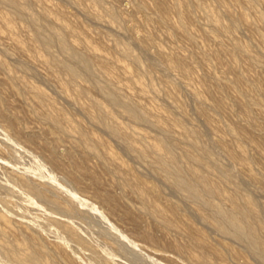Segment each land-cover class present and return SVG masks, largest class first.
Wrapping results in <instances>:
<instances>
[{
  "label": "rangeland",
  "instance_id": "1",
  "mask_svg": "<svg viewBox=\"0 0 264 264\" xmlns=\"http://www.w3.org/2000/svg\"><path fill=\"white\" fill-rule=\"evenodd\" d=\"M162 1L99 0L98 5H93L89 0H19L16 3L0 0V178L5 184L4 187L0 186V200H13L18 196L29 212L24 217L12 216L0 203V228L14 234L15 240L21 232L34 239L55 257L56 264H75L68 258L65 249L80 259L76 264L95 262L87 258L80 245L57 233L51 222L41 220L39 214L82 229L88 240L102 246L106 259L104 264H195L192 258L197 253V249L189 244L187 254L177 255L170 248L171 245H185L188 242L187 225L192 221L171 210L172 204L183 202L182 196L156 175L145 172L144 163H136L131 157L132 153H125L118 138L105 133L99 125L88 120L86 110L79 111L69 102L57 82L46 80L48 77L54 79L53 75L64 76L47 63L48 57L41 40L50 29H63L60 23L67 28L69 42L77 46L88 43L96 53V60L103 63L104 75L97 74L96 78L95 75L92 82L99 81L107 89L115 86L114 89L122 91L120 97L123 100H126L124 94L128 95L133 102L150 111L153 119L165 124L170 122L167 108L171 104L185 110L191 122L203 123L201 125L205 127L207 137L216 145L225 144L233 153L235 159L232 165L238 180L246 184L249 192H255L259 209L261 207L264 212V118L260 114V110H264V0H253V7L248 6L245 0H166L172 7L170 9L160 7ZM183 3H187V11L180 9ZM203 7L210 9L211 14L227 26V33L211 25ZM94 9L113 15L120 28L105 18L92 17L90 12ZM227 9L236 17L235 21L228 17ZM243 11L251 25L237 20ZM164 15H167L170 23L160 20L159 17ZM258 15L262 16L261 20ZM70 30L75 34H71ZM115 39L131 46L143 61L146 70L156 79L159 98L154 97L151 91L146 94L139 91L138 76L131 62L113 48ZM144 42H148L146 47ZM234 42L247 52L248 57L243 55V51L234 50ZM57 55L61 60L76 65L65 54L57 51ZM162 57L166 60L170 58L169 62L173 65L181 59V67L169 69ZM107 77L111 84L105 81ZM234 78L236 81L233 82ZM78 85L81 88L82 84L77 82ZM37 89L44 96H38L34 92ZM88 89V95L111 112L114 122L132 133L131 139L135 145L153 142L159 134L156 129L136 123L119 109L110 107L106 98L95 88L89 86ZM79 98L81 104L87 107L88 99ZM246 103L251 106L254 119H246L242 110ZM56 110L69 118L68 121L60 120L58 129L46 119ZM202 112L206 116H202ZM76 125L100 140L99 153L115 162L102 160L98 154L90 152L70 132L71 127ZM174 133L178 136L179 129L174 127ZM139 134H143L145 139L138 138ZM173 150L185 161L189 149L184 144L178 143ZM69 153H72L77 165L71 162L67 155ZM153 157L149 153L146 160ZM241 157L245 160H241ZM51 159H56L57 165L52 164ZM62 169L76 176L75 184L59 176ZM203 169L226 193H232L235 189L231 183L220 181L212 168ZM14 177L34 187L46 185L52 188L54 191L51 189L48 193L71 210L72 215L57 214L45 207L16 185L13 179L17 178ZM128 182L137 183L136 189L145 191L149 203L163 210L173 225L166 226L159 217L148 215L141 198L136 191H132ZM191 207L195 209L193 220L197 222L201 212L196 206ZM206 226L200 218L196 227L201 228L204 239H208L207 250L211 252L212 248L217 252L216 256L214 251L211 252L214 253L210 259L213 264H257L247 255L233 257L234 253L230 251L232 242ZM142 232L149 233L153 239L143 240ZM0 242H4V239L0 238ZM121 246H124L123 249ZM135 253L136 257L133 256ZM222 255L224 259L219 258ZM0 264H16L1 247Z\"/></svg>",
  "mask_w": 264,
  "mask_h": 264
},
{
  "label": "bare ground",
  "instance_id": "2",
  "mask_svg": "<svg viewBox=\"0 0 264 264\" xmlns=\"http://www.w3.org/2000/svg\"><path fill=\"white\" fill-rule=\"evenodd\" d=\"M4 1L16 3L19 0H4ZM89 1L91 3H93V5L99 4V0H89ZM245 3L250 7H253L255 4V3H253V0H245ZM17 4H19V3H17ZM188 4H189V2H188ZM159 5H160V7L164 8V9L172 8L166 0L162 1ZM187 8H188L187 3L186 4L183 3L180 6V9H182L184 11H187ZM203 11H204L205 16L207 18H209L211 25H213L216 29L221 30L224 33L228 32L227 26L224 25L223 23H221V21H219L218 18H216V16L214 17L211 14L210 9L208 10V9L203 7ZM226 12L228 14V17L232 21H235L236 17H234L228 9L226 10ZM193 13H194V11H193ZM90 14L92 17H94L96 19L105 18V19H107V21L109 23L115 25L117 28H120L115 17L111 14H102L100 11L98 12L96 9L91 11ZM159 18L163 22H169V18L167 17V15L161 16ZM258 19L261 20L262 16L258 15ZM237 20H239L240 22H242L246 25H251L247 15L244 11L240 13L239 19H237ZM60 24H61L63 29L56 30V29L52 28L49 30L48 33H46L45 35L42 36L41 40H42V43L44 46L43 50H45L44 52L46 53V55L48 57L47 63L51 66L56 67L57 70L60 71V73H62L64 76L62 75L63 78H61L57 75H53L54 79L48 77L46 80L51 81V82H57L60 91L66 96V99L69 102L74 104V106H77L78 110L79 109L80 110H83V109L86 110V116H87L88 120L99 125L98 127H100L102 129V131H105V133H109L112 136L118 138L119 139L118 143L121 144L125 153L130 152L133 154V155L129 154L128 157H130V155H131V157H134V159L136 160V163H138V162H139V164H140V162L144 163V164L143 163L142 164L144 165V169L146 170L145 172L156 175L160 180H162L165 184H167L174 192H176L177 194L182 196L183 202H180V201L175 202L174 204L171 205V210L173 212H176L178 215L185 216L186 218L191 220L192 223H188V225H187L188 230H189L187 235L183 234V235H186V237L188 239L187 244H185V245H181V244L171 245L170 248L173 250V253H175L177 255H179V254L182 255L184 253L187 254V249H188L187 247L189 244L192 247L194 246L197 249L196 255H194V257L192 258L195 261V264H213L210 259H211V254H214L215 251L213 250L214 253H211V252H213L212 248H211V252H209L210 251L209 249H208L209 251L207 250L206 245L208 246V242H206V240L208 241V239L205 240L204 235L202 234L203 233L202 229L201 228L199 229L196 227L197 222L201 218V220L209 226V227L208 226H206V227L215 230L216 232H218L220 234V237L222 235V238L226 237V239L227 238L229 239V240L228 239L227 240L230 243L232 242L231 244H233V246H232L230 251L232 253H234L233 257H236V258L241 257L242 258V257L247 255L250 258H252L254 261H256L257 264H264V220H263V216H262V213H264V212H262L263 210L261 211V207L259 209V205H258L259 202L257 201V197L254 195L255 192L252 193L253 192L252 190H251L252 192L251 191L249 192L248 191L249 188L248 189L246 188V184L244 185L242 183L243 181L240 182L238 180V177L236 175L237 172L234 171L235 168L232 165V162L235 159V156L233 155V153L229 152V150L225 144L221 143L219 145H216L215 143H213L207 137L205 127L203 125H201L203 123L198 124L194 121L191 122L187 118V113L185 112V110L182 111L180 109L181 107H178L174 104H171L168 106L167 113H168V116H170V122L168 124H165L162 121H160L159 119H153L152 117L154 115L151 114L150 111H146L145 109H143L141 107L140 104L133 102L128 95L124 94V97L126 100H123L122 97H120V95L122 94V91H120V89H114L115 86L112 87L113 89H107V87L105 88L103 85L99 84V81L98 82L94 81L95 83L92 82L91 79L95 75H97V74L100 76L104 75V72L102 71V67L104 66L103 63L96 60V58H97L96 53H95L93 47H91L88 43L84 42L81 46H77L74 43L69 42V40L67 38V32H68L67 28L63 23H60ZM98 24H99V22H98ZM263 25H264V23H263ZM114 30H113V32L116 31V30L115 31ZM69 32L71 34L72 33L75 34V31L70 30ZM115 33H117V31ZM118 33H119V31H118ZM120 34H118V35H120ZM38 38H39V36H38ZM188 38H190V37H188ZM147 43L148 42H144L145 47L147 46L146 45ZM135 45H136V41H135ZM142 47H141V49H143ZM113 48H115L125 59H127L131 62L133 71L138 76L137 81L139 83V91L142 94H146V92L151 91L154 94V97L159 98V94L157 92L158 90H156L157 87L155 85L156 79L153 77V75H151L150 72H148L146 70L145 64L140 59V57L136 54L134 49L131 46L127 45L126 43H124L123 41L118 40V39L114 40V47ZM234 50L239 51V52L243 51L241 46L237 42H234ZM57 51L59 53L61 52V53L65 54L67 56L66 58L69 57L71 60H73L76 63V65L75 64L72 65V64H69V63L61 60L57 55ZM144 51H146V50H144ZM243 55L248 57L247 52H245V51H243ZM141 58H142V56H141ZM162 60L169 69H172L174 67L175 68L181 67V64H182L181 59H178L176 61L175 65H173V63L169 62L170 58L169 59L167 58V60H166L165 58L162 57ZM185 66H186V64H185ZM263 67H264V65H263ZM26 70L28 72H31L30 69H28V68H26ZM175 70H177V69H174V71ZM176 72H179V71H176ZM189 74H190V72H189ZM98 75L95 76V78L98 77ZM95 78H93V79H95ZM162 80H163V78H162ZM105 81H107L108 84L112 83V82H110L111 80L108 77H107V80H105ZM105 81L103 82V84L105 83ZM234 81H236L235 78H234L233 82ZM77 82H78V84H80V83L82 84L81 88L78 85V87L80 89H77L78 88ZM107 82H106V84H107ZM156 83H157V81H156ZM235 83H237V82H235ZM89 86L95 88L98 92H100L104 96V98H106V101L110 107L119 109L122 112V114H124L130 120H132L136 123H139L141 125L143 124V125H146L147 127L149 126L151 128H154V130L156 129L159 132V134H157L154 137V141L153 142H146V143L143 142L145 144L140 145V146L135 145L133 143V140L131 139L132 133L130 131H128L127 128L115 123L111 112L107 108H105L98 100H96L93 97H90L88 95ZM109 86L110 85H108V87ZM116 88H118V87H116ZM217 88H220L219 85H217ZM69 91H71V93L73 91V93L71 94V93H69ZM34 92H36L38 94V96L43 95V94H41V92L38 89H37V91H34ZM159 92H160V90H159ZM79 96L84 97V99L85 98L88 99L87 107H84V105L81 104ZM160 96H162V95H160ZM162 97H160V98H162ZM39 98H37V99H39ZM41 98H42V96H41ZM83 102H84V100H83ZM246 104H247V106H244L242 110H243L245 116L247 117L246 119L252 118L251 108H250L251 106H248V103H246ZM48 112H49V110H48ZM67 113H68V111H67ZM260 114L264 118V110L263 109L260 110ZM201 115L206 116L205 112H202ZM46 119L47 120L49 119L54 124L53 126L57 127V129H58L60 120H62V121L67 120L68 121L69 118H67L65 113L56 110V111L52 112L51 114H49L48 118H46ZM252 119H254V118H252ZM201 120H202V118H201ZM202 121H204V120H202ZM253 121L254 120H252V122ZM249 122H251V121L249 120ZM63 123H65V121ZM204 124H205V122H204ZM81 127L83 128V126H81ZM174 127L179 129L178 136H176L174 133ZM206 127H208V125ZM70 130H71L70 132L72 134H74L76 137H78V139L80 140V142L82 144L87 146V148L89 149L90 152L98 154L102 160L105 159V160H111V162L112 161L115 162L114 159L109 158L106 155H101L102 152L99 153V150H101V149H99L101 147V142H100V140L95 138V136L91 135L90 133H87L88 131L85 132V130H82L79 125L72 126ZM138 138L145 139V136L143 134H139ZM116 142H117V140H116ZM178 143L184 144L186 146V149H189V151H187L185 154V161H183L181 159V157L179 155H177L176 152L175 153L173 152L174 151L173 149H175V147L177 146ZM149 153H152L154 155L152 160H146L147 155ZM67 155H69L68 157L70 158L71 162L74 165H77L76 161H74V159L72 157L73 156L72 153H69ZM227 158H228V160H227ZM55 160L51 159V162H52V164L57 165L55 163ZM241 160H245V158L241 157ZM142 168H143V166H142ZM203 168H208V169L212 168L213 170L216 171L217 176L219 177L220 181L224 180V181L231 183L235 187V189L232 191V193H226L223 190L222 186L220 187V185L217 182H215V180H212L207 175V173L204 172ZM144 169H142V170H144ZM208 169L206 170V172H208ZM59 174H60L59 176H61L63 179H65V180H67L73 184H75L77 181L76 176H74L73 174H71L70 172H68L64 169H62ZM14 178H17V179H13L14 183L16 185L21 187L29 196H32L35 199H37L38 201H40L45 207H47L51 210H54L57 214H61V215H65V216L72 215L71 210L65 208L60 202H58L56 199L52 198L51 195L48 193L49 191H51L52 188H48L46 185L45 186L41 185L40 187H34V186H31L25 180L18 179V177H14ZM126 180H125V182H126ZM129 183L130 182H128L127 184H129ZM244 183H246V182H244ZM129 185L132 187V191H136L137 194L139 195V197L141 198V200L144 204L145 212L148 215H151L152 217L153 216L159 217L163 221V224L166 226H172L173 225L172 220H170L171 218L169 219L163 210H159L153 203H149L148 198L146 196L147 193L145 191L136 189L137 183L131 182V184H129ZM167 185H165V186H167ZM0 186H2V187L5 186L4 181L1 178H0ZM10 186H11V184H10ZM169 187H168V189H169ZM58 188H60V187L58 186ZM260 199H261V197H260ZM0 203L3 207H5L9 211L10 214H12V216L24 217L26 215H29V212L24 208V206L22 205V202L19 200L18 196L14 197L13 200L1 199ZM190 204L196 206V208L201 212L200 218L198 219L197 222L196 221L194 222V220H193L194 216H195V211H194L195 209H193ZM196 215H198V214H196ZM58 216L60 217V215H58ZM38 217L45 222H51L54 225L53 227L55 228V231L57 233L63 234L66 238H68L69 240H71L75 244H78V246L80 245L83 248L82 250H84L85 255L87 256V258L90 261L95 262L97 264H104V260H106V259L104 257V252L101 249L102 246L99 247V246L95 245L96 242H95V244H93L90 240H88L86 234L82 231V229H79V227L76 228L74 226L64 224L58 219L49 220L48 218H46L45 216H42L40 214L38 215ZM34 223H36V222H34ZM200 224H201V222H200ZM202 227L204 228V226H202ZM18 235H19V237L16 238L17 240H15L14 234H12L11 232H9L7 230H3L2 228H0V238L4 239V242H0V247L2 248L3 252L11 260L16 262V264H56L55 257L50 255L42 247V245L37 243L34 239L30 238L29 236L25 235L23 232L19 233ZM108 235H110V234H108ZM141 238L143 240H149V241L153 239V238H151V236L147 232L143 233ZM62 240H64V239H62ZM146 243H148V242L146 241ZM121 247L123 249L124 246H121ZM65 252H66L68 258L73 260L75 264L77 261L80 260L77 257V255L72 253L70 250L65 249ZM123 252L125 253L124 250H123ZM216 253L214 254L215 256H216ZM227 254H229V253H227ZM133 256L136 257V253ZM219 258L224 259L223 255L220 256ZM245 260L246 259H244L243 261H245ZM95 263H93V264H95ZM82 264H85V263H82ZM171 264H173V263H171Z\"/></svg>",
  "mask_w": 264,
  "mask_h": 264
}]
</instances>
